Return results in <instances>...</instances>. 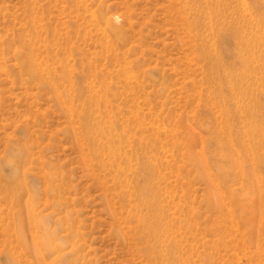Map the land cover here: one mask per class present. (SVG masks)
Here are the masks:
<instances>
[{
    "label": "rangeland",
    "instance_id": "obj_1",
    "mask_svg": "<svg viewBox=\"0 0 264 264\" xmlns=\"http://www.w3.org/2000/svg\"><path fill=\"white\" fill-rule=\"evenodd\" d=\"M0 264H264V0H0Z\"/></svg>",
    "mask_w": 264,
    "mask_h": 264
},
{
    "label": "bare ground",
    "instance_id": "obj_2",
    "mask_svg": "<svg viewBox=\"0 0 264 264\" xmlns=\"http://www.w3.org/2000/svg\"><path fill=\"white\" fill-rule=\"evenodd\" d=\"M117 18V17H116ZM113 19L112 17V27L113 26H116L115 24H117L118 20L117 19ZM119 24V23H118ZM110 30V29H109ZM114 28H111L110 31H113ZM33 64H31V66H29V70H33ZM94 132V131H93ZM97 134L95 135H99V134H102L104 135H107V136H111L110 135V131L105 134L103 132V130L101 129H97ZM108 137V138H109ZM142 173H143V176L142 177V180L137 182V191H139V194L141 196V203L144 207H146L151 213L152 215L154 216V218L158 219L159 216L161 215V208L159 207L158 203L156 202V190L153 186V181H152V176L151 178H147L146 176V173L149 171V165L148 164H142ZM119 174L121 173L119 170H118ZM254 189V187H253ZM137 223H138V226L140 227V229L145 232V233H148L149 235H152L154 237H157L158 236V233H160V224L157 222V220L151 224H148L144 219H142L141 217H138L137 218ZM34 242L32 243L33 245V249H35L38 245V242L37 240L34 238L33 240ZM35 246V247H34ZM36 251V250H34Z\"/></svg>",
    "mask_w": 264,
    "mask_h": 264
}]
</instances>
